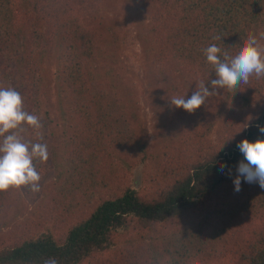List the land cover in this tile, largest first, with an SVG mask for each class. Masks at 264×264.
<instances>
[{
  "label": "trees",
  "instance_id": "trees-1",
  "mask_svg": "<svg viewBox=\"0 0 264 264\" xmlns=\"http://www.w3.org/2000/svg\"><path fill=\"white\" fill-rule=\"evenodd\" d=\"M133 1L152 25L158 70L181 72L184 86L171 99L189 98L202 82L211 90L216 77L206 61L208 46L218 44L221 56H234L249 34L259 40L264 32V0ZM110 2L0 0V86L18 85L13 89L30 114L40 112V92L26 74V59L38 42L33 33L44 28L61 35L54 75L58 123L66 138L50 191L69 187L73 192L60 193L71 204L61 224L49 201L23 220L10 217L16 189L0 192V218L7 217L0 223V264H43L49 257L58 264H264V189L243 176L239 192L233 184L244 161L237 144L264 140L259 132L264 78L253 75L233 90H217L191 114L170 99L165 116L171 134L163 150L153 156L143 144L139 185L125 178L116 183L111 176L121 174L115 163L126 138L118 126L122 99L110 88L107 93V83L93 76V62L104 50L103 11ZM11 63L16 68L27 64L18 80ZM229 99H238L241 111L225 124L226 138L212 144L210 133ZM43 116L51 128L50 112ZM107 121H112L108 131ZM25 139L38 142L30 129ZM34 163L40 176L53 173V163ZM221 164L226 165L223 172ZM91 185L100 195H113L93 207L84 201Z\"/></svg>",
  "mask_w": 264,
  "mask_h": 264
},
{
  "label": "rangeland",
  "instance_id": "rangeland-1",
  "mask_svg": "<svg viewBox=\"0 0 264 264\" xmlns=\"http://www.w3.org/2000/svg\"><path fill=\"white\" fill-rule=\"evenodd\" d=\"M103 17L104 50L93 62L95 70L93 76L107 83L105 89L107 93L110 88L118 92L119 98L122 99L119 102L122 117L118 120V126L123 133L120 136H126L122 147L124 151L115 163L122 175H112L111 178L116 183L122 178L128 182L135 181L137 187L145 169V164L139 161L144 149L143 144H146L147 152L153 156L163 150L171 134L165 116L169 111V100L183 88L184 84L181 72L171 74L169 71H160L154 64V55L157 52L155 35L151 31L152 25L140 3L133 0H111L103 11ZM47 34L51 38H47ZM34 38L38 42L33 47V54L26 59L29 68L26 74L35 85V90L40 92V112L37 115L43 126L44 135L41 142L45 143L46 139L49 141V158L46 166L53 163L54 170L53 173L47 170L46 176H41L38 192L33 193L29 187L12 192L10 217L16 216V219L23 220L35 212L39 203L49 201L51 206L57 208L53 212L61 224L60 219L64 211L69 215V210L65 209L71 204L66 198L63 199L60 193L71 191L69 187L65 188L66 190L57 188L54 192L50 191L52 183L58 180L56 164L60 163V159L63 160V144L65 143L63 140L66 138L62 136L63 128L58 123L60 116L56 103L54 75L61 35L57 29L46 33V30L41 28L36 34L33 33ZM19 39L23 42L21 37ZM27 64L23 63L26 66ZM26 66L18 65L16 68L14 63H11L9 70L18 80V77L24 74ZM16 86L18 87L15 85L13 88ZM251 98L253 104L257 105V97L251 94ZM46 110L50 112L53 121L51 128L43 121V112ZM240 111L241 105L238 99L227 101L215 128L210 133L212 144L226 138L225 124L232 122ZM110 124L112 121H107L106 131ZM64 176L66 175L64 174L61 178ZM93 189L91 185L89 191L84 193V201L93 207L100 200L113 195V193L100 195ZM6 219L7 217L0 218V223ZM64 235L61 234L59 237L62 238Z\"/></svg>",
  "mask_w": 264,
  "mask_h": 264
},
{
  "label": "clouds",
  "instance_id": "clouds-1",
  "mask_svg": "<svg viewBox=\"0 0 264 264\" xmlns=\"http://www.w3.org/2000/svg\"><path fill=\"white\" fill-rule=\"evenodd\" d=\"M220 41L219 36L214 37ZM264 32L256 35L249 34L243 45L234 56L227 52L221 54L218 44H211L205 49L206 61L215 72V79L210 81L211 90L202 82L199 90L185 99L184 96L173 97L172 106L193 113L205 104L206 99L217 95V90H233L241 83L247 84L251 76L257 79L264 78ZM40 118L30 114L23 108V97L12 87L0 86V192L9 189L29 187L33 193L39 191L41 176L35 167L34 161L41 164L47 162L48 146L43 140V131ZM247 124L243 127L246 128ZM30 129L37 137L38 142L32 143L25 139L26 130ZM264 133V127H259ZM237 148L243 154L244 161L237 166L238 175L233 180L234 190L240 191V177L247 183L256 182L264 189V140L249 142L241 140ZM226 165H220L223 172ZM43 264H58L54 257H49Z\"/></svg>",
  "mask_w": 264,
  "mask_h": 264
}]
</instances>
